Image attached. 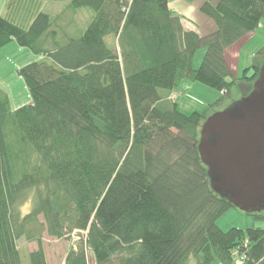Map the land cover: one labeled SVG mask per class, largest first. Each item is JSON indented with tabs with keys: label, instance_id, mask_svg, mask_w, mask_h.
Listing matches in <instances>:
<instances>
[{
	"label": "trees",
	"instance_id": "1",
	"mask_svg": "<svg viewBox=\"0 0 264 264\" xmlns=\"http://www.w3.org/2000/svg\"><path fill=\"white\" fill-rule=\"evenodd\" d=\"M199 10L207 34L184 29L168 0H70L25 26L0 15V49L14 40L40 57L17 70L27 103L12 108L0 88V264H22L21 237L37 244L28 264H48L44 230L83 233L64 264H89L88 251L92 264H264V228L217 225L234 206L211 189L197 145L220 99L185 114L172 95L182 79L251 89L264 45L239 78L224 53L256 30L264 0H203Z\"/></svg>",
	"mask_w": 264,
	"mask_h": 264
},
{
	"label": "rangeland",
	"instance_id": "2",
	"mask_svg": "<svg viewBox=\"0 0 264 264\" xmlns=\"http://www.w3.org/2000/svg\"><path fill=\"white\" fill-rule=\"evenodd\" d=\"M12 1L13 0H0V15L7 16L20 25L25 26L27 25L28 18L37 10L46 11L53 16L61 15L66 11V6L70 0L44 2H36L33 0ZM89 16V12L87 13L86 10H82L75 13L72 17H75V21L79 26H83ZM62 20H59L58 22ZM247 36L226 49L224 53V57L226 55L225 60L229 65L231 75L234 78L242 77V75H235L236 52L241 41H243ZM260 42L264 44V39L261 38ZM255 43L256 42L252 41L248 42L241 51V59L244 60L245 58L247 63L253 61L251 56ZM110 44L111 46H115V40L111 39ZM204 53L205 47H201L195 53L193 57L194 67H198ZM39 58V56L33 54L27 47L19 46L14 40L0 49V88L8 95L12 108L29 101L25 84L17 75V70L32 61L38 60ZM248 73L250 74L251 71ZM228 79H230V77ZM241 94L239 85L233 86L231 90L225 94L224 90L218 91L217 89L209 87L203 83L182 79L172 95L177 103L178 109L185 114H189L193 111L204 110L218 99H220V101L211 106V110H222L228 107L229 104L233 102L232 100L239 99ZM32 206L33 193L31 192L25 202L20 205L19 209L22 214H25L30 211ZM39 220L40 222H43V218L41 216L39 217ZM217 225L222 231H227L233 227L240 229L248 227L264 228V219H261L254 214H247L235 207H230L218 218ZM82 234L75 232L64 238L56 239L48 236L44 230L41 234V239L47 263L64 264V258L67 252L69 249L77 247L78 242L82 238ZM17 246L20 251L22 264H28V254L31 250L37 247V244L35 242L28 241L25 237H21L17 241ZM87 256L89 264H92L93 256L90 251H88ZM187 264H195L194 258L190 257Z\"/></svg>",
	"mask_w": 264,
	"mask_h": 264
},
{
	"label": "water",
	"instance_id": "3",
	"mask_svg": "<svg viewBox=\"0 0 264 264\" xmlns=\"http://www.w3.org/2000/svg\"><path fill=\"white\" fill-rule=\"evenodd\" d=\"M197 148L216 194L243 212L264 211V62L246 94L204 120Z\"/></svg>",
	"mask_w": 264,
	"mask_h": 264
},
{
	"label": "crops",
	"instance_id": "4",
	"mask_svg": "<svg viewBox=\"0 0 264 264\" xmlns=\"http://www.w3.org/2000/svg\"><path fill=\"white\" fill-rule=\"evenodd\" d=\"M216 3L218 0H210ZM203 0H168L169 8L173 13L182 17V24L186 30H196L200 34H207L212 31V22L199 10ZM261 38L264 39V19L261 20L257 29L250 33L237 48V57L235 65V75H243L252 62L241 59V51L243 47L250 41L256 42L252 52L251 59L254 58L255 52L258 51L264 44L260 42ZM226 59V55H225ZM249 74V73H247Z\"/></svg>",
	"mask_w": 264,
	"mask_h": 264
},
{
	"label": "built area",
	"instance_id": "5",
	"mask_svg": "<svg viewBox=\"0 0 264 264\" xmlns=\"http://www.w3.org/2000/svg\"><path fill=\"white\" fill-rule=\"evenodd\" d=\"M244 257H245L244 255L238 257L237 263L240 264L243 261Z\"/></svg>",
	"mask_w": 264,
	"mask_h": 264
}]
</instances>
